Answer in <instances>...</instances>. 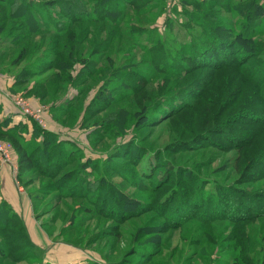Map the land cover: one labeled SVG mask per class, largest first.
<instances>
[{
  "label": "rangeland",
  "instance_id": "obj_1",
  "mask_svg": "<svg viewBox=\"0 0 264 264\" xmlns=\"http://www.w3.org/2000/svg\"><path fill=\"white\" fill-rule=\"evenodd\" d=\"M82 1L90 20L97 3ZM237 1L109 0L118 21L55 13L70 28L62 37L51 24L35 32L4 20L0 7L1 87L42 107L46 126L31 119L60 137L49 145L33 139L48 156L22 177L18 160L12 165L33 199L35 223L49 234L45 248L80 247L74 264H141V251L157 249L159 264H264V81L251 72L263 67L264 50L255 57L251 42L210 36L214 28L248 31ZM28 43L36 45L18 62ZM0 141L14 152L10 140Z\"/></svg>",
  "mask_w": 264,
  "mask_h": 264
},
{
  "label": "trees",
  "instance_id": "obj_2",
  "mask_svg": "<svg viewBox=\"0 0 264 264\" xmlns=\"http://www.w3.org/2000/svg\"><path fill=\"white\" fill-rule=\"evenodd\" d=\"M93 1H96L97 5L94 7V9H95L94 13L91 16H88L90 18V20L83 17L84 16L83 12L85 10V8H84L85 6L83 5L82 0H72V1L70 0V3L68 4V6H63L62 4H59L58 2H60V1H55L54 5L51 4L48 8L47 7L42 8V6L44 4L38 3L35 0H27V1H25V0H21V1L20 0H0V7L4 9L3 14H2L4 20L15 17L21 21V24L23 23L20 26L21 28L25 27L24 26V23H25L27 30L28 29L30 31L36 30L35 32H37V31L44 32V30H43L44 26L45 25L48 26L49 24H51L54 28L53 33H55L57 36L62 37V35L65 32H69L70 28H68L67 25H62V27H61V25H60L61 21L56 19V17L54 16L55 13H57L58 15H60V13H61V14L65 15L66 17H69V15H70L72 17V19H73V17H79L80 20H83V21L87 20L89 22L90 21H93V22L105 21L108 23L110 20H115L116 18H117V21L119 20V17H116L119 14L115 10L116 8H113V7H110L107 5L109 0H93ZM104 2L107 3L105 6H104ZM73 4H75V6H73ZM102 4L104 7H101ZM80 5H81V7H79ZM82 6L84 8L83 11H82V9H83ZM75 7L78 8L77 14H76V11H74ZM198 7H199V5H198ZM233 8L235 9L234 11L237 10V12L241 15V17L243 16L244 28H247L248 31L246 30V31H241V32H237V33L236 32L232 33L229 30L223 28L221 33H220V31H219L220 29L214 28L216 31L214 29H212L210 36L211 37H217V36H220V34H223V35L225 34L228 36L229 40H236V41L239 40V42H241L240 45H245V44H243V42H251V43H253V48L255 50H257L256 52L253 53V56H255V57L263 56L264 53H261L263 55H260L259 52L261 50H264V41H257V38L259 36L264 35V27H263L264 26L263 25L264 24V0H239V1L233 3ZM206 11H207V8H206ZM79 12H80V14H79ZM195 17L197 19H199L198 25H200L201 22L203 23L204 20H203L201 15L197 14V16L195 15ZM40 18H42V20L46 19L45 20L46 23L44 21L41 22ZM80 20H78V21H80ZM241 26H242V23H241ZM49 32L50 31H48V33ZM73 33L69 34L67 36V37H69L68 39H70V41H72L71 38H73L71 36H73V35L76 36V33L75 32H73ZM82 33H81V35H82ZM27 36H28V31H23V32H21V34H19V39L22 37L21 39L24 41V39H26ZM216 40H218V38H216ZM16 41H18V40H16ZM23 41H20V42H23ZM59 43H60L59 39H57V42L54 41V44L56 46L60 45ZM67 43H68V41H65V45ZM33 44L32 43L26 44L24 46L25 49L23 47V49L21 51V55H19V56L17 55L18 56V62L22 61L24 59V57H26V58L28 57L30 46H32ZM34 45H36V44H34ZM72 45L75 46V48H74V50L70 49V52L76 51V53H79L80 50H79V48L77 49V46H78L77 43H72ZM101 47H103V46H101ZM106 48H107V46H106ZM106 48H103L102 50H106ZM96 51H97V48H95V50H93V52L91 51V53H93V55L90 57L91 59L87 62L91 66L93 64H96L95 61L97 59L93 60V59H95V57H93V56H94ZM150 51L151 50H148V52H150ZM13 52H14V50H13ZM13 52H11V50L8 51V49H6L3 51V54H9V53H13ZM58 55H60V52L56 51L53 55L54 57L52 56L53 57L52 62L54 61V58L57 57ZM72 57L73 56H71V58H69V61H66V63H65L66 68L68 66H70L71 61L74 60V58H72ZM0 58H1V55H0ZM262 62H263L262 68L256 67V68H254V70L253 69L251 70V72H254L253 74L256 78V81H261V82L264 81V61H262ZM17 63L14 62L15 65ZM17 65H19V64H17ZM98 66H99V64L96 67H98ZM163 68H164V66H163ZM93 70H94V67L92 68V70H90L92 74H94V72H95ZM87 82H89V81L86 79L85 82H82V84H85ZM35 97L42 99L40 96H38L36 94H35ZM0 112H1V106H0ZM168 115L169 114L166 113L165 118ZM0 118H1L0 128H2V129H0V137L1 138L4 137V138L10 140L14 144V147L18 150V152H19V159H18L19 175L22 177L24 175V170L26 169V166H28V165L31 166L33 163L37 162V160L38 161H39V159L43 160L42 157L48 156V154L45 150L43 151L42 148L37 147V146L35 147V145H33V142H35V141H33V139L38 140V143H40V144H44V145L48 144L49 145V144H53L52 143L53 138L57 139L58 133L56 131L43 128L36 121L30 119L33 123L32 127H34V129L31 130L30 137H27V136H25L24 132H26V131L29 132V125L25 121H21L19 124L14 125V124H11L10 118H7V117L4 118L1 116H0ZM59 138L60 137H58V139ZM25 139H31V140L29 142H26L27 140H25ZM22 140L25 141L26 143L22 144ZM62 140H64V137H62ZM55 159H56L55 161L57 162L58 158H55ZM188 219H190V218H187V220ZM230 232H229V236L232 237L234 240L238 239L240 237L239 233L241 231H239V233L236 231H233V230L231 233ZM0 238L4 239L3 242L0 241V264H8L9 262H7V261H9V260L11 262H15V263H19L23 260H28L31 263L32 262H41V258H40L41 252H39L40 250L38 251V249H37L38 246L32 241V239H31V237L27 231V228L25 227L24 223L22 222V219L13 211L12 208H10V206L7 203H0ZM13 247L17 248V250H20L18 253V256L16 258L11 257V253L15 252ZM10 248H12V249H10ZM173 251L170 254V259H169L170 261L172 259ZM38 252L40 253V257L35 256V254L36 253L38 254ZM141 252H142V253H140L142 255V263L141 264H159L153 259V257L156 255H160L159 254L160 249H157V251L154 253H151V255L148 252H146L145 250L141 251ZM196 253L198 254V252H196ZM146 254H147V256H145ZM194 254H195V252L190 253L188 256L186 255V258H185L186 261H190L191 259H193ZM242 261H244V260H242ZM112 264H116V263L112 262ZM233 264H240V263H238V261L236 259H234Z\"/></svg>",
  "mask_w": 264,
  "mask_h": 264
},
{
  "label": "crops",
  "instance_id": "obj_3",
  "mask_svg": "<svg viewBox=\"0 0 264 264\" xmlns=\"http://www.w3.org/2000/svg\"><path fill=\"white\" fill-rule=\"evenodd\" d=\"M4 73L0 72V116L4 118H10L11 124L18 123L20 120L25 121L29 125V132H24L25 136L30 137L32 130V121L28 119L20 111L15 109L13 98L8 94V91H4L1 87L2 83H6V79L1 77ZM3 78V79H2ZM6 90V89H5ZM13 158L19 159V152L15 148L12 152ZM17 163V162H16ZM0 170H1V181H0V203H7L13 211L23 219L29 228V233L32 241L38 246V250L41 252V262H30L23 260L22 262L29 264H74L81 263V248L76 246L69 247H57L50 250L43 246L44 234L49 237L48 232L44 228H39L33 218V206L32 197L27 189V185L17 186L12 163L4 162L0 157ZM34 239H40V243ZM80 256V257H79ZM79 257V259H78ZM68 260V261H66Z\"/></svg>",
  "mask_w": 264,
  "mask_h": 264
},
{
  "label": "built area",
  "instance_id": "obj_4",
  "mask_svg": "<svg viewBox=\"0 0 264 264\" xmlns=\"http://www.w3.org/2000/svg\"><path fill=\"white\" fill-rule=\"evenodd\" d=\"M14 103L17 104L18 110L21 114L25 115L28 119H35L37 122L43 126H46L43 118L41 117L42 114V107H36L31 104V101L24 98V97H14ZM40 117L42 119H40ZM0 155L4 157L5 160L11 161L13 166H16V162L13 161V155L11 153V144L6 141H0ZM13 161V162H12ZM17 169V168H16Z\"/></svg>",
  "mask_w": 264,
  "mask_h": 264
}]
</instances>
